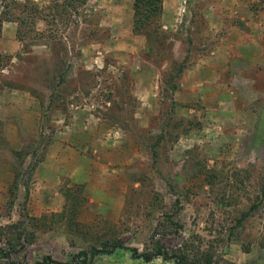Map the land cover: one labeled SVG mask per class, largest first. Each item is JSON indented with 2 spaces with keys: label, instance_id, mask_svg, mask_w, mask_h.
Returning <instances> with one entry per match:
<instances>
[{
  "label": "rangeland",
  "instance_id": "obj_1",
  "mask_svg": "<svg viewBox=\"0 0 264 264\" xmlns=\"http://www.w3.org/2000/svg\"><path fill=\"white\" fill-rule=\"evenodd\" d=\"M170 1L183 7L179 28L155 21L160 52L120 65L97 57L111 31L96 0L58 18L52 1L0 0V245L18 259L67 260L110 239L143 251L170 216L166 244L198 264H264V0H241L235 15L236 0ZM208 3L229 26L218 45L227 31L248 39L215 91L181 67L213 45ZM197 29L203 46L175 40ZM93 264L176 263L118 249Z\"/></svg>",
  "mask_w": 264,
  "mask_h": 264
},
{
  "label": "crops",
  "instance_id": "obj_2",
  "mask_svg": "<svg viewBox=\"0 0 264 264\" xmlns=\"http://www.w3.org/2000/svg\"><path fill=\"white\" fill-rule=\"evenodd\" d=\"M96 1L97 4L94 5L95 12L104 15V22L106 26H109L108 28H110L111 31V34L108 38V49L102 50V57L97 56L102 62L104 61L103 59H105V54L108 52L113 54L114 59L118 60L120 65H122V62H126L127 59L129 60L130 57H133V55H135L134 53L140 51L144 52V50H147V52L155 54L160 52V50L158 49L159 47L157 42L159 38L158 36L153 37L152 34L150 35L147 33L140 32L136 33L134 31L135 0ZM182 8L180 5L178 6L172 4L170 0H164L163 11L160 16L161 28L163 29L170 27L175 29L176 26V29H178L180 26L179 22L180 20H182V18L180 17V14L182 13L180 12V10H182ZM231 8V15H235L236 13L239 14L240 12L244 13L247 11L244 2H241V0H236V2L232 4ZM201 11L206 16V24L208 25L207 29L211 31L208 42L213 45L210 46V48L207 50L202 49V47L199 48V57H192L190 55V52H188V55L185 56V60L188 62V65L184 63L183 65H181V67L186 68L187 70H185L187 74V82L188 79L192 76H194V78L199 77V80H197V78L193 80L191 86L199 87L204 83H210L211 87H209V90L215 91L219 89L218 82L220 78V71L228 68V64L234 66V64L232 65V60L230 59V55L232 54V51H234L233 49H238V47L241 46L243 42L248 41V39H246L247 37L243 32L235 30L234 38L232 40H229V31H227L221 38V45H218V31L220 29L223 30L222 27L224 26L227 30H229L228 23L226 24L227 21L224 18V8L222 7V5H219V3H208L203 9H201ZM177 13L178 16H176ZM241 18L245 20L246 15H241ZM5 23H7V25H11V27L13 28L12 30L14 31V33H16L17 27L14 22L5 21ZM161 32L162 43L163 40H165V36L163 35L164 31ZM212 32L214 33V36ZM177 34L178 36L177 38H175V40H177L179 43L182 44L184 41L187 40L190 44L193 43L195 47L201 44L198 42L202 41V37L204 36V33L202 31L199 32V29L190 33L189 31H187L186 33ZM261 39L262 38L260 36L253 37L251 39V41H254L257 44L258 52L262 48V46L260 45ZM204 40H207V38H204ZM139 41L142 42V45L139 44ZM180 51H185V48L183 47ZM187 57H189L190 61L187 60ZM236 64L237 67H239L238 63ZM130 69L132 70V72H135V69L133 67H131ZM206 74H209V76H202ZM241 79L244 78L242 77Z\"/></svg>",
  "mask_w": 264,
  "mask_h": 264
},
{
  "label": "trees",
  "instance_id": "obj_3",
  "mask_svg": "<svg viewBox=\"0 0 264 264\" xmlns=\"http://www.w3.org/2000/svg\"><path fill=\"white\" fill-rule=\"evenodd\" d=\"M52 1L50 11L53 16L64 17L65 15H76L80 7L85 6L89 0H49ZM164 0H135L134 2V31L136 33L148 31L153 34L152 24L159 21L163 11ZM152 25V26H151ZM151 26V27H150ZM150 27L149 29H146ZM153 32V33H152ZM158 223L152 235V247L140 251L138 247L125 246L120 239H110L102 243L101 247H91L83 249L72 255L70 259L62 260L52 254H46L35 262L18 259V249L14 245L4 247L0 245V256L5 259V264H93L97 256L111 255L118 249L129 250L133 258H140L144 261H152L155 258L162 257L164 260L174 261L176 264H198V259H193L187 252L183 251L180 245H167L165 239L175 233V221L171 219ZM205 264H211L206 260Z\"/></svg>",
  "mask_w": 264,
  "mask_h": 264
},
{
  "label": "built area",
  "instance_id": "obj_4",
  "mask_svg": "<svg viewBox=\"0 0 264 264\" xmlns=\"http://www.w3.org/2000/svg\"><path fill=\"white\" fill-rule=\"evenodd\" d=\"M47 1H49V0H47Z\"/></svg>",
  "mask_w": 264,
  "mask_h": 264
}]
</instances>
